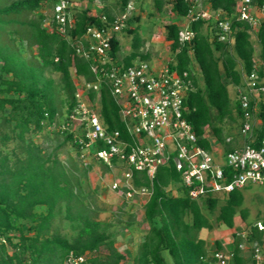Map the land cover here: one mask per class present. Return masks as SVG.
Wrapping results in <instances>:
<instances>
[{"label": "trees", "instance_id": "16d2710c", "mask_svg": "<svg viewBox=\"0 0 264 264\" xmlns=\"http://www.w3.org/2000/svg\"><path fill=\"white\" fill-rule=\"evenodd\" d=\"M129 1L119 0L120 12L127 8ZM210 1L214 10L220 9L229 16L237 3V0ZM256 1L264 5V0ZM170 4L172 12L181 18L188 15L191 7L186 0H170ZM46 5L51 6L52 0H10L7 3L0 0V125L10 129L0 134V264H66L71 254L87 256L86 264H122L127 254L116 247L115 232L110 231L109 224L96 218L95 208L86 202L81 176L59 158L60 149L66 143H71L80 157L74 134L57 131V135L66 133L65 139L51 152L33 139L34 134L56 123L64 107L66 114H70L78 105L74 75L87 81L96 79L93 60L79 57L54 23L53 27L46 25L48 16L42 10ZM164 5L165 0H154L157 12H162ZM37 10L42 11L36 14ZM32 13L35 16H30ZM101 14L109 19L116 15L110 8L100 13H91L90 8L75 12L74 26L69 30L72 38L81 37L88 24L99 23ZM136 20H140V16L132 15L123 30L134 35L133 48L126 56L119 57L121 42L117 36L112 39L110 55L122 69L136 60L150 58L149 53L141 51L143 39L138 27H131ZM233 27L236 31L230 45L217 36L211 38L202 19L192 24L195 36L190 41L181 39L182 28L178 23L167 25L175 54L170 61L171 69L187 70L193 59L199 67L200 77L194 78L195 88L185 102V115L193 124L199 143L207 149H211V142L205 136L209 132L226 151L239 145L233 144V139L241 137L240 128L238 134L229 136L231 140L227 141L222 124L226 120L239 121L241 127L243 111L236 90L243 82L241 70L246 73L256 70L260 76L264 75L263 68L256 67L250 25L235 20ZM255 33L264 65V23ZM25 43L30 56L23 52ZM50 72L60 74V79L50 76ZM230 86L234 87V96ZM90 96L94 99L96 92L91 90ZM100 103L103 123L110 130L119 129L127 137L120 106L105 84L100 90ZM257 114L261 124L255 128V134L261 139L264 137V100ZM12 140H16L20 148V152L13 151V159L9 152H4ZM99 147L104 144L99 142ZM92 168V163L85 165L84 175ZM133 175L136 188L152 189L145 204L149 230L137 246L133 264H169L165 251L171 255L173 264H208L210 252L225 249L220 239L211 247L201 236V230L214 229V215L219 225L236 229L232 264H248L240 248L244 241L239 238L242 229L237 221L238 215L244 221L249 215L244 207V189L237 188L223 197L193 199L182 183L180 171L172 163L161 166L153 179L146 171L135 170ZM172 184L177 185L181 194L168 191ZM39 208L43 209L39 211ZM60 216L69 222L70 232H63L56 224ZM247 229V241L263 243L264 230H259L257 221L249 222ZM8 245L13 246L12 253ZM102 247L107 251L103 256L99 254Z\"/></svg>", "mask_w": 264, "mask_h": 264}, {"label": "built area", "instance_id": "2783aa9c", "mask_svg": "<svg viewBox=\"0 0 264 264\" xmlns=\"http://www.w3.org/2000/svg\"><path fill=\"white\" fill-rule=\"evenodd\" d=\"M191 7L185 23L180 25L183 41H190L195 32L192 24L202 19L211 37L230 45L234 42L235 20L244 21L255 34L264 23V5L256 0H237L235 11L230 16L222 10H214L210 0H186ZM51 13L46 24L55 27L75 47L79 57L93 60L96 79H79L76 83L78 105L69 114L68 127L61 131L74 134L80 147V157L93 153L109 168L123 167V179L128 183L126 194L138 191L151 195L146 186L136 188L133 172L146 171L153 179L156 171L164 165L174 164L181 173L182 183L189 189V196L201 199L225 195L250 184L264 188V137L258 139L255 128L260 119L257 112L264 100V75L258 71L244 73L243 82L236 87L243 116L240 127L241 141L234 150L226 151L214 137L205 136L211 142V149L199 143L193 124L185 115V102L195 88L194 78L200 77L199 67L191 60L190 68L184 71L172 70L170 60L151 63L136 60L134 64L119 68L110 55L112 39L124 30L134 14L133 1L113 19L106 14L99 15L100 22L88 24L81 37L72 38L69 30L74 26L73 0H52ZM133 12V14H132ZM50 20H47L49 19ZM50 21V22H48ZM256 61V60H255ZM256 67L261 65L256 61ZM105 84L120 106V117L126 125L127 137L119 129L110 130L100 115V90ZM96 92L94 99L90 91ZM79 121V128L70 124ZM71 121V123H70ZM231 137L227 138L230 141ZM99 142L105 146L99 147ZM116 159V162L114 161ZM119 185L115 183L114 188ZM259 230H264V221H257ZM243 253L250 259L248 264H264V241L262 244L243 242ZM208 264H232L233 248L210 252ZM87 256L71 254L66 264H86Z\"/></svg>", "mask_w": 264, "mask_h": 264}, {"label": "rangeland", "instance_id": "374dc122", "mask_svg": "<svg viewBox=\"0 0 264 264\" xmlns=\"http://www.w3.org/2000/svg\"><path fill=\"white\" fill-rule=\"evenodd\" d=\"M10 0H5L9 2ZM133 1V15H139L140 20H136L131 25L132 28L138 27V31L143 39L141 51L143 53H149V61L151 63H164L166 61H173L175 54L171 49V39L168 36L167 25L178 22L180 25L185 23V18L177 17L172 10L170 0H165L164 9L162 12H157L154 7V0H132ZM74 8L72 10L73 15L75 12H79L85 8H90L91 13H100L104 8H110L114 11V14L120 12L119 0H73ZM43 12L48 16L51 13L50 6L42 8ZM42 10H37L40 13ZM30 16H35L33 13ZM47 20H50L47 19ZM50 22V21H48ZM50 27V24H46ZM133 34H129L127 31H122L118 38L121 42V48L119 50V57L123 58L132 50ZM212 38V37H211ZM252 41L254 42L256 55L259 57L261 50L260 44L257 42L256 35H252ZM23 52L26 56H30L28 47L25 43ZM241 68V66H240ZM50 76L60 79V74L50 72ZM76 83H80L79 76L74 75ZM228 83V79L225 78ZM232 95H235L233 86H230ZM99 102V98L96 100ZM66 107L63 108L62 114L58 116V120L53 125L45 127L44 131L33 135V139L39 143L46 151L51 150L58 144L62 143L65 139L66 133L57 135V131H61L60 127H68L66 123L69 114H66ZM71 123V121H70ZM226 138L229 136H236L239 132V121L234 123L233 121L226 120L222 124ZM69 127L72 129L79 128V121L76 120ZM8 127L0 125V134L9 131ZM209 134H212L209 132ZM214 139L213 135H210ZM0 143L1 139H0ZM16 140L10 141L4 148V152H9L13 159V151L20 152V148L17 146ZM2 145V144H1ZM105 146V145H104ZM3 147V145L1 146ZM103 148V147H102ZM59 158L71 169L76 171L81 176L83 181L84 193L86 194V202L95 208L96 218L100 219L104 223L110 225V231L116 234V247L127 254V258L122 264H133L132 258L137 251V246L142 239V236L148 232L149 224L145 218V204L149 199V195L141 194L138 191L134 192L132 196L126 194L125 188L127 182L123 179L124 169L120 165H114L113 168H107L106 165L97 159L93 153H86L84 157H78L77 151L71 143L60 149ZM93 164V168L88 172L87 176L84 175L85 165ZM115 183L119 185L118 188H114ZM244 189L245 203L244 207L249 210V215L244 221L238 215V224L241 226L242 231L239 233L241 241L246 242L248 236V223H255L256 221H264V188L259 184H250ZM168 191L175 195L181 194L176 184H172ZM223 197V195H221ZM223 199L220 201L222 204ZM219 205V206H220ZM39 208L38 210H42ZM218 213V211H217ZM214 219V229L207 231L201 230V235L207 239L209 246H213L217 239H220L225 248L231 249L234 243V231L235 228H227L218 224ZM56 224L61 227L63 232H70L71 227L69 222L62 216L58 217ZM17 241V239H15ZM14 248L8 245V251L13 252ZM106 248L102 247L99 254L105 255ZM169 264H173V260L168 251L164 252Z\"/></svg>", "mask_w": 264, "mask_h": 264}, {"label": "crops", "instance_id": "0c3cea01", "mask_svg": "<svg viewBox=\"0 0 264 264\" xmlns=\"http://www.w3.org/2000/svg\"><path fill=\"white\" fill-rule=\"evenodd\" d=\"M254 35H256V33L254 34ZM257 37V36H256ZM255 60L261 65V67L263 68V70H264V65L261 63V61H260V57H255ZM241 72H242V75L245 73V71L242 69L241 70ZM258 124V126L261 124V120H259V122L257 123ZM238 134V133H237ZM240 141H241V137H239V136H237V138H234L233 139V144H235V145H237L238 143H240ZM148 201V200H147ZM237 221H238V217H237ZM208 231V230H207ZM202 236V235H201ZM203 237V236H202ZM203 238H205V237H203ZM233 248V247H232ZM244 256L249 260V262H250V259H249V256H248V254L246 253H244ZM248 262V263H249Z\"/></svg>", "mask_w": 264, "mask_h": 264}]
</instances>
